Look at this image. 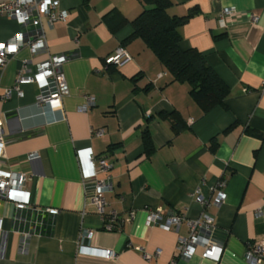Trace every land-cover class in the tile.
<instances>
[{"label":"crops","instance_id":"obj_1","mask_svg":"<svg viewBox=\"0 0 264 264\" xmlns=\"http://www.w3.org/2000/svg\"><path fill=\"white\" fill-rule=\"evenodd\" d=\"M170 2V16L194 11L179 28L178 46L202 53L229 87L225 106L203 112L187 83L173 81L143 40H130V21L150 8L142 0H59L67 17L52 25L42 18L46 48L31 54L23 47L0 67L6 138L0 167L26 174L31 204L21 213L25 221L12 229L13 205L0 202L5 231L0 264H169L178 237L188 235L186 220L201 213L192 196L197 186L210 201L208 213L223 250L217 261L197 251L175 264H248L247 243L264 239V0ZM228 6L236 15L220 28L218 15ZM19 31L31 36L35 29L0 14V42ZM118 47L131 59L106 65ZM49 54L68 55L62 72L69 93L61 109L38 105L35 83L1 98L25 62L31 74ZM88 96L93 100L83 111ZM86 151L112 164L103 219L90 203L94 178ZM31 152L38 158L29 161ZM45 208L58 212L51 215ZM150 208H160L162 215L177 212L185 220L177 229L147 225ZM110 210L119 218L106 230ZM131 211L134 219L124 222ZM100 249L116 257H101L95 253Z\"/></svg>","mask_w":264,"mask_h":264},{"label":"built area","instance_id":"obj_2","mask_svg":"<svg viewBox=\"0 0 264 264\" xmlns=\"http://www.w3.org/2000/svg\"><path fill=\"white\" fill-rule=\"evenodd\" d=\"M0 14L15 19L20 25L30 24L34 27L35 32L31 36H26L23 31L0 42V67L4 66L7 60L15 55L21 48L27 47L31 54L46 48V39L41 28L42 18H46L47 23L52 25L57 21H65L67 11L59 7V0H5L0 2ZM236 9L233 6L223 7L218 15V27L226 28L234 19ZM252 21L256 20L255 16H250ZM12 49V50H9ZM66 54H49L45 61L35 65V71L27 74V65L24 63L18 70L12 86L5 89L2 99L11 97L13 91L20 94L21 85L25 83H35L38 87L35 101L38 105L48 107L50 110L62 108V98L69 93L68 85L62 72V65L67 61ZM131 59L128 52L118 47L115 52L107 56L104 60L106 65L121 66ZM93 97H86V104L80 107L85 111ZM101 133V131H98ZM6 138L3 128V121L0 119V157L5 156ZM85 163L90 175L94 178V194L90 198L100 216L105 217V200L103 193L110 189L109 170L112 164L105 157H95L89 151L83 153ZM38 158L36 152L27 155V159L32 161ZM98 172H104V178L96 179ZM27 176L22 172L6 170L0 167V202L12 203L15 213L12 216V229L17 222H23L25 219L21 213L31 209L28 192L25 188ZM219 187L224 185L221 181ZM213 188V187H212ZM194 200L201 205V213L196 219H187L188 235L178 237L176 245V258L189 259L197 251L201 258L212 259L217 261L223 250V243L217 236V227L214 218L208 213L210 201L208 197L201 193L200 186L193 191ZM222 201V193L216 199ZM48 214L55 215L58 212L56 208H45ZM260 212L259 210L257 211ZM146 224L158 226L164 230L177 229L180 223L185 220L184 215L172 212L167 215L161 214L160 208H150L146 212ZM109 218L108 223H104V229L111 230L112 224L119 218L115 211L110 210L106 215ZM135 217L133 211L123 218L124 222H131ZM87 236L92 235V230L85 231ZM5 231L3 227V218L0 216V254L4 248ZM82 250V247H81ZM158 252V251H157ZM95 253L101 257L113 259L116 254L110 249L95 250ZM143 257L149 258L144 252ZM245 260L248 264L264 263V239L255 242H249L246 245ZM171 259L169 264H175Z\"/></svg>","mask_w":264,"mask_h":264},{"label":"trees","instance_id":"obj_3","mask_svg":"<svg viewBox=\"0 0 264 264\" xmlns=\"http://www.w3.org/2000/svg\"><path fill=\"white\" fill-rule=\"evenodd\" d=\"M142 2L150 8H145L130 21L133 27L130 40L132 38L143 40L171 74L173 81L187 83L189 94L203 112L216 106H225L229 87L208 64L202 53L194 48L182 50L178 46L181 39L179 28L194 11L183 16H170L166 11L171 4L170 0ZM147 120L148 118L146 122ZM144 140L148 145L150 137L147 126L144 128Z\"/></svg>","mask_w":264,"mask_h":264},{"label":"snow or ice","instance_id":"obj_4","mask_svg":"<svg viewBox=\"0 0 264 264\" xmlns=\"http://www.w3.org/2000/svg\"><path fill=\"white\" fill-rule=\"evenodd\" d=\"M9 50H12V49H9Z\"/></svg>","mask_w":264,"mask_h":264}]
</instances>
